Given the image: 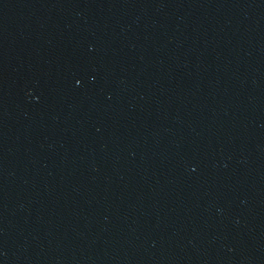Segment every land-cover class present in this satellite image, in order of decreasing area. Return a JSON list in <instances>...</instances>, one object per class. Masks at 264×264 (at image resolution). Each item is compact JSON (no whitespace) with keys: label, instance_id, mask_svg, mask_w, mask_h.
<instances>
[{"label":"water","instance_id":"1","mask_svg":"<svg viewBox=\"0 0 264 264\" xmlns=\"http://www.w3.org/2000/svg\"><path fill=\"white\" fill-rule=\"evenodd\" d=\"M0 264H264V0H0Z\"/></svg>","mask_w":264,"mask_h":264}]
</instances>
